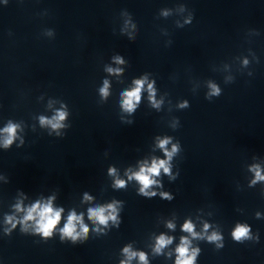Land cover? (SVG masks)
Listing matches in <instances>:
<instances>
[{
  "label": "clouds",
  "instance_id": "obj_1",
  "mask_svg": "<svg viewBox=\"0 0 264 264\" xmlns=\"http://www.w3.org/2000/svg\"><path fill=\"white\" fill-rule=\"evenodd\" d=\"M137 87L131 91L126 93V96L128 97V99L125 100V107L129 110H131L134 107L133 101H139L140 96V90L143 87V81H137ZM149 87L151 88V85H149ZM104 91V90H102ZM64 118V113H59L58 119L62 120ZM54 128L55 127H59L58 124H53L52 125ZM6 131L12 135L14 134L15 128L14 126H10L8 129H6ZM11 141H6V143H10ZM167 143V141H162L161 142V147H163V145ZM175 150V149H174ZM161 168H164V171L167 173L168 172V168L165 167V162L164 161H160L159 163L153 162L152 166L150 168L147 169H141V171L136 174V179L143 185V188L141 189V191L143 192L144 188H147L148 186H150L154 181L152 179H150V175H158L159 171ZM119 186H123V181H118L117 182ZM112 205H109V208H111ZM90 212V217H95L101 224L106 223L107 221V217L104 214V210L103 209H97V210H89ZM36 213L39 217V230H42L43 235L44 236H49L51 234V230L55 227V225L58 223V221L60 220V212L59 211H54L53 208L51 207L50 204L48 205H44L43 207H41L39 204L34 205L28 212V216L27 219H32L33 216L32 214ZM113 220L115 219V216L111 217ZM79 217L75 216V214L70 215L68 218V223L65 225V228L63 229L64 233L68 236H72L74 231H75V221H78ZM193 226L190 223H186L184 225V229L186 231L191 232L192 231ZM83 231L86 233L88 231V229L86 227L83 228ZM247 233V229L244 227H239L237 231H235L234 236L235 238L239 239L240 237L245 236ZM210 239H218V237H216L215 235L213 237H211ZM169 241L165 240L164 237H161L158 240V245L159 246H164L166 243H168ZM159 250V248L157 249ZM125 251H127V249H125ZM178 252L180 254L181 257H184L187 253V248L184 246H181L178 249ZM195 253H193L192 257H188L186 259H183L182 261H178V264H192V260L194 259ZM140 259L143 261L145 259L144 255L141 253L140 254Z\"/></svg>",
  "mask_w": 264,
  "mask_h": 264
}]
</instances>
